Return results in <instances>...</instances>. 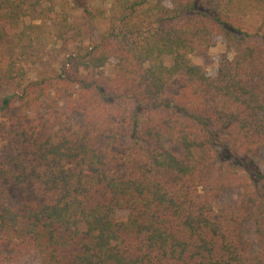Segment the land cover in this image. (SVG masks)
Returning a JSON list of instances; mask_svg holds the SVG:
<instances>
[{
	"label": "trees",
	"instance_id": "obj_1",
	"mask_svg": "<svg viewBox=\"0 0 264 264\" xmlns=\"http://www.w3.org/2000/svg\"><path fill=\"white\" fill-rule=\"evenodd\" d=\"M71 10L108 27L86 44ZM43 18L74 48L29 80ZM217 38L213 76L191 55ZM4 42L0 264H264V0H0ZM11 186L44 201L20 210Z\"/></svg>",
	"mask_w": 264,
	"mask_h": 264
},
{
	"label": "rangeland",
	"instance_id": "obj_2",
	"mask_svg": "<svg viewBox=\"0 0 264 264\" xmlns=\"http://www.w3.org/2000/svg\"><path fill=\"white\" fill-rule=\"evenodd\" d=\"M59 1V0H56ZM98 5H103L107 8L108 5L99 2ZM72 6V4H71ZM73 15V20L71 21L74 26H76L81 31V39L87 44L90 41H96L100 38L101 33L108 27V21L106 19H96L94 21H89L84 19L82 11L71 10ZM75 12V13H74ZM27 23H31L29 19L26 20ZM48 22H51L48 20ZM45 18L42 21H35L38 24L48 23ZM54 22V21H53ZM53 22L48 23L47 26H51L47 37L42 41H35V47L29 48V53L25 58L17 60L16 70L17 72H24L26 78L29 80H35L40 76H49L54 74L60 65V62L66 56V53L70 52L74 47L70 41L65 42L55 36L57 34L58 24ZM58 25V26H57ZM75 31V30H74ZM68 36L72 37V32L68 33ZM6 43H0V102L5 97L14 91L16 87L14 85L15 80H8L5 76L6 68L9 63L10 52L7 50ZM223 55L229 57L233 56V53L228 51L225 47L221 38H217L212 46H210L206 51L198 54H192L191 60L195 65H200L206 69L209 75H216L219 62ZM22 68V69H19ZM114 71V62H109L103 68L98 70L99 74H112ZM170 91L178 92L181 88L178 81V77L172 78L169 82ZM44 125V131L47 134H53L52 126ZM164 146L177 152L181 153L179 147L174 145L169 141H164ZM251 159L253 163L264 173V150L256 155H252ZM239 198V192L237 190L230 191L225 200L228 202H237ZM40 195L38 194L36 188L34 187H15L10 188V202L12 205L17 206L20 210H24L27 205L43 202ZM12 250L7 248L4 251V255H11ZM23 264H35L33 261H29Z\"/></svg>",
	"mask_w": 264,
	"mask_h": 264
}]
</instances>
